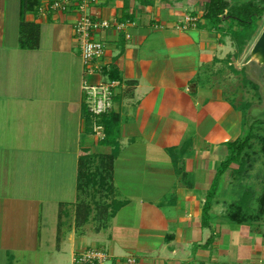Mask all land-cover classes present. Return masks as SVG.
<instances>
[{"label":"crops","instance_id":"0c3cea01","mask_svg":"<svg viewBox=\"0 0 264 264\" xmlns=\"http://www.w3.org/2000/svg\"><path fill=\"white\" fill-rule=\"evenodd\" d=\"M202 3L91 4L94 17L133 23L129 39L114 30L96 36L105 45L104 69L120 75L110 111L120 120L112 186L114 199L125 204L105 228L91 231L89 218L76 233L79 158L112 153L87 132L81 85L108 77L84 78L75 12H27L25 21L39 25L40 34L38 48L24 50L20 0H0V264H24L21 258L42 251L49 264H72L89 248L106 250L111 264H181L202 230L211 234L212 227L202 228V201L227 156L225 142L241 134L242 115L217 87L204 86L200 72H210L217 59V39L201 28ZM192 13L196 27L178 29ZM175 143L186 146L178 160L170 150ZM60 209L73 219L69 243L58 237Z\"/></svg>","mask_w":264,"mask_h":264},{"label":"rangeland","instance_id":"374dc122","mask_svg":"<svg viewBox=\"0 0 264 264\" xmlns=\"http://www.w3.org/2000/svg\"><path fill=\"white\" fill-rule=\"evenodd\" d=\"M16 1L17 0H10L11 5L12 3L14 5ZM202 1V4L206 2V0ZM227 1L231 5H235L250 0ZM252 1L258 3L261 0ZM227 26L228 25L226 24L225 27L227 28ZM263 28L264 16L259 23L256 37H254V39L246 46L243 53L238 57H235L236 49L230 37H224V42L222 43L220 42L222 37H219L213 32L217 39V50L215 51L217 59L210 67V72L207 71V68H202L200 72L202 75H205V80L203 79L205 83L204 86L210 84L217 87L222 93L224 99L234 108L240 107L243 109L244 104L249 103V107L246 110L247 123H251L255 119H264V80L259 79L257 70L247 62L249 50ZM244 79L248 81L244 82ZM250 83L256 85L257 90L253 89ZM100 117L101 116L98 118ZM263 128L264 125H261L260 128H257L256 126L253 133L263 135ZM174 145L175 146L170 150L172 156L177 157L178 160V158L181 157V153L185 152L186 146L180 145L179 147V144L177 143ZM252 145L253 148L248 152L249 157L245 160L246 172L240 175H234L231 169L235 166H232L223 176L219 188L217 189L218 193L213 200L212 208L210 210V227H212L213 230L210 232L215 233L216 239L210 242L208 249L209 253L201 252L204 249L207 239L211 236L208 229H203L201 242L198 241L192 243V246L185 251L181 264H264V220L255 221L254 228L251 229L232 225L223 218V215L226 214L228 204L235 201L237 197L246 190V188H250L255 193V196L260 197L261 195L262 187L264 185V156L259 152L256 140L252 141ZM182 146L183 149H178L182 148ZM89 161L91 162L89 169L90 172L95 173L102 169L103 163L100 162L96 155L91 157ZM206 196L202 201V206L206 200ZM113 200V193L108 191L105 187L96 185V183L84 186L82 191L80 193L78 192V203L89 205L91 211L89 217L90 222L86 224V227L90 225V230L93 231L95 227L98 225L100 226L102 223L97 222V215L98 213H101V209L105 211L107 216L110 215L113 210L111 205ZM257 208V204L253 203V209ZM60 211L62 210L60 209ZM210 218L208 217V220ZM104 219L105 218H103V221ZM72 220L73 219L65 217V213H63L60 227L58 226V237H62L61 240L64 239L67 243H69L70 240L69 225ZM79 231L80 229L76 228V233ZM244 246L247 247L244 249ZM42 252L40 254L30 253L32 256L26 258L23 257L21 258V261L24 264H49L48 259L45 258ZM25 259L28 261L24 262ZM133 263L134 260L131 259L130 264ZM61 264H70V261L61 262ZM105 264H111V262L108 261Z\"/></svg>","mask_w":264,"mask_h":264},{"label":"trees","instance_id":"16d2710c","mask_svg":"<svg viewBox=\"0 0 264 264\" xmlns=\"http://www.w3.org/2000/svg\"><path fill=\"white\" fill-rule=\"evenodd\" d=\"M40 6V0H20V27H19V47L24 50H35L39 46V25L26 22L24 16L27 12H36ZM204 11L200 17L203 21L202 29L214 32L219 37H222L220 42H224L223 38L229 36L235 49V57L240 56L245 50L246 46L256 37L259 29V23L264 16V1L254 2L252 0L243 2L241 4L231 5L227 0H206L203 4ZM192 15H194L192 13ZM228 25L227 28L225 25ZM103 73L110 80H120V75L116 68L111 67L108 70L103 69ZM248 80L244 79V82ZM251 84V83H250ZM252 88L257 90L256 85ZM249 103L244 104V108L235 107L234 109L241 112V134L233 141L225 142L224 146L227 151L226 158L221 161L216 169L210 189L207 193L206 200L202 206L201 224L202 228L210 227V210L212 208L213 200L218 193L220 182L226 172L232 167L234 175H240L246 172V159L249 157V151L253 148L252 141L256 140L259 152L264 156V128L263 135L254 134V130L264 125V119H255L251 123L246 121V110ZM82 116L84 118L87 132L92 133V115L89 113L85 104L82 107ZM98 122L103 126L104 139L101 141L104 145L112 147V153L108 156H97L103 167L95 173L89 171L91 162L89 159L94 155L86 153L80 156L78 161V175H77V190L80 193L82 188L86 185L95 184L105 187L114 195L112 186V167L113 162L118 156L119 144L117 143L119 117L113 113L102 114L98 118ZM261 130V129H260ZM113 202V203H112ZM112 213L106 215L105 211L101 209V213L97 215V222L102 223L98 225L96 230L105 228L106 223L114 214L125 204L116 199L112 201ZM253 203L257 204L258 208L253 209ZM61 211L60 213H62ZM63 214V213H62ZM91 214L89 205L76 204L75 227L80 228L89 220ZM61 216V214H60ZM105 216V217H104ZM208 217L210 218L208 220ZM103 218L104 221H103ZM223 218L230 224L241 227L254 228L255 221L264 220V185L262 187L261 195L255 196V193L246 188L235 201L228 204L226 214ZM61 219V218H60ZM256 233V232H255ZM254 234V233H253ZM215 233L207 239L204 249L209 248L211 241L215 239Z\"/></svg>","mask_w":264,"mask_h":264},{"label":"built area","instance_id":"2783aa9c","mask_svg":"<svg viewBox=\"0 0 264 264\" xmlns=\"http://www.w3.org/2000/svg\"><path fill=\"white\" fill-rule=\"evenodd\" d=\"M96 0H48L41 4L37 12L41 15L47 11L52 12H75L76 20L72 25V32L78 46L79 56L84 69V78L88 74H102L104 65L101 59L105 54V45L96 36L100 33L114 30L122 32L126 39L130 34L126 32L133 23L130 21H118L105 18L94 17L90 12L91 4ZM198 18L194 15H186L177 26L180 30L195 28ZM120 85L118 80L106 79L95 85H90L83 80L81 85L82 102L86 105L92 115V135L97 141H102L105 137L103 126L98 122V117L108 114L113 108V96L115 89ZM112 256L106 250L85 249L73 256L72 264H105ZM130 260L127 263L130 264Z\"/></svg>","mask_w":264,"mask_h":264},{"label":"water","instance_id":"95a60500","mask_svg":"<svg viewBox=\"0 0 264 264\" xmlns=\"http://www.w3.org/2000/svg\"><path fill=\"white\" fill-rule=\"evenodd\" d=\"M247 62L257 70L259 79L264 80V28L249 50Z\"/></svg>","mask_w":264,"mask_h":264}]
</instances>
